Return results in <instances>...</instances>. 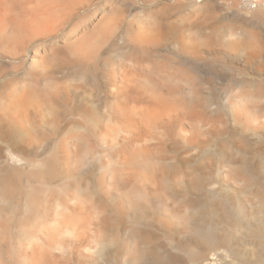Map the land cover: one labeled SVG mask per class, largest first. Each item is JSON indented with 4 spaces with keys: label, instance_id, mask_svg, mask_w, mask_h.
Here are the masks:
<instances>
[{
    "label": "bare ground",
    "instance_id": "1",
    "mask_svg": "<svg viewBox=\"0 0 264 264\" xmlns=\"http://www.w3.org/2000/svg\"><path fill=\"white\" fill-rule=\"evenodd\" d=\"M93 1L0 0V264H264V0Z\"/></svg>",
    "mask_w": 264,
    "mask_h": 264
},
{
    "label": "rangeland",
    "instance_id": "2",
    "mask_svg": "<svg viewBox=\"0 0 264 264\" xmlns=\"http://www.w3.org/2000/svg\"><path fill=\"white\" fill-rule=\"evenodd\" d=\"M103 0H94L92 4H85L84 8L92 9L94 8L98 3L102 2ZM161 0H157V2H160ZM168 3V7L173 9H190V8H197L199 10L209 9L212 11H216L217 13L221 14L220 19L228 22L229 24L233 23H243L245 25H249L252 27H258L260 25V16L263 12V9H261L259 12H254V14H247L246 11L241 7L239 4V0H163V2ZM111 3L109 4V6ZM239 5V6H238ZM148 6V5H145ZM108 7V6H107ZM138 3L133 5V8H138ZM244 13H243V12ZM217 22V20H215ZM237 77H240V74H236ZM250 78H255L251 74H248ZM3 78L0 79L2 81ZM250 176V180H244L242 181L241 185L242 187H246L247 189H256L257 190V199L262 200V191L264 190V174L259 175V179L257 180L258 175H248ZM255 177V178H254ZM261 178L262 181H261ZM260 190V191H259ZM262 190V191H261ZM261 193V194H260ZM232 264L235 263V261L229 257L224 256V259L222 256L218 255V252H211L207 257L204 259L202 264ZM236 264V263H235Z\"/></svg>",
    "mask_w": 264,
    "mask_h": 264
},
{
    "label": "crops",
    "instance_id": "3",
    "mask_svg": "<svg viewBox=\"0 0 264 264\" xmlns=\"http://www.w3.org/2000/svg\"><path fill=\"white\" fill-rule=\"evenodd\" d=\"M263 194H264V190H263L262 196H264ZM262 198H264V197H262Z\"/></svg>",
    "mask_w": 264,
    "mask_h": 264
},
{
    "label": "flooded vegetation",
    "instance_id": "4",
    "mask_svg": "<svg viewBox=\"0 0 264 264\" xmlns=\"http://www.w3.org/2000/svg\"><path fill=\"white\" fill-rule=\"evenodd\" d=\"M263 178H261V181H262Z\"/></svg>",
    "mask_w": 264,
    "mask_h": 264
}]
</instances>
